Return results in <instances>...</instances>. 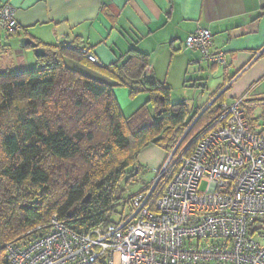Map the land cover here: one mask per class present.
Masks as SVG:
<instances>
[{
	"label": "trees",
	"instance_id": "1",
	"mask_svg": "<svg viewBox=\"0 0 264 264\" xmlns=\"http://www.w3.org/2000/svg\"><path fill=\"white\" fill-rule=\"evenodd\" d=\"M37 45L45 55L33 69L0 72V264L5 244L29 238L54 214L74 228L115 223L114 209L131 199L121 201L118 184L122 178L126 184L138 179L140 152L160 146L172 154L171 161L179 154L187 157L222 104L218 96L190 118L185 103L169 102V88L146 77L149 58L135 49L99 66L77 41L73 47ZM64 59L125 88L130 99L146 94L148 101L125 118L113 86L69 70ZM196 126L201 128L195 133ZM174 168L150 192L152 211ZM252 229L260 230L257 225Z\"/></svg>",
	"mask_w": 264,
	"mask_h": 264
},
{
	"label": "built area",
	"instance_id": "2",
	"mask_svg": "<svg viewBox=\"0 0 264 264\" xmlns=\"http://www.w3.org/2000/svg\"><path fill=\"white\" fill-rule=\"evenodd\" d=\"M14 12L0 3L2 40L18 29ZM184 47L226 67L206 29L196 28ZM87 59L96 63L91 53ZM246 106L243 98L222 103L192 153L173 161L171 154L119 221L83 229L54 214L29 238L5 244L4 264H264V235L252 232L254 225L264 226V133L251 132ZM173 167L152 211L149 194ZM200 183L207 184L205 191Z\"/></svg>",
	"mask_w": 264,
	"mask_h": 264
},
{
	"label": "crops",
	"instance_id": "3",
	"mask_svg": "<svg viewBox=\"0 0 264 264\" xmlns=\"http://www.w3.org/2000/svg\"><path fill=\"white\" fill-rule=\"evenodd\" d=\"M0 3H9L14 8L18 27L8 40L0 39V72H22L37 65L33 51L19 47L21 37H30L48 47L68 46L77 41L90 50L99 66L111 65L128 50L135 49L149 58L146 77L170 89L171 104H201L196 107L200 114L218 96L222 103L243 98L250 130L264 133V123L260 125L251 117L254 110L264 111V0H0ZM196 28L210 32L213 51L224 52L225 68L209 64L198 52L185 49V38ZM63 62L71 71L113 86V96L125 118L148 101L146 94L130 99L126 89H119L93 70L69 59ZM193 108L189 109L194 111ZM154 154L155 161L146 165L151 167L148 172L154 173L155 179L167 158L163 153ZM259 232L264 235V226Z\"/></svg>",
	"mask_w": 264,
	"mask_h": 264
},
{
	"label": "rangeland",
	"instance_id": "4",
	"mask_svg": "<svg viewBox=\"0 0 264 264\" xmlns=\"http://www.w3.org/2000/svg\"><path fill=\"white\" fill-rule=\"evenodd\" d=\"M0 71H1V68H0ZM119 89H123V88H119ZM188 107L189 108L194 107L193 109H195L194 111H191V113H192V115H190V118H191L193 116V113L196 112V110H197L196 107H201V104H195L194 105L191 102H189ZM251 117L253 118V120L256 123H259L260 125H262L264 123V111H262L260 109L254 110L252 112ZM200 128H201V126H196L195 127L196 130L194 129L195 133L198 132ZM154 152L163 153L164 156H166V158H167L166 161L170 158V155H171V154H167L164 151V149L160 146H150V147L143 149L140 152V154L138 156V160H137V162L139 163V166L141 167V173H140L138 179H136V181L132 184H126V180L124 178H122L118 184L119 189L122 193L121 194V201L122 202L129 201V199L133 198L135 195H137L139 193H143L145 191L144 189L147 187V185H149V183L154 179V173L148 172L149 171L148 169H150L151 167H147V165H146L147 162H149L150 160L155 161ZM145 166H146V169L144 168ZM206 186H207L206 183H200L199 187H198L199 191H205ZM128 210H129V207L127 204L125 206L116 207L114 209L113 214H112L114 222L119 221L121 215L125 216L127 214Z\"/></svg>",
	"mask_w": 264,
	"mask_h": 264
},
{
	"label": "water",
	"instance_id": "5",
	"mask_svg": "<svg viewBox=\"0 0 264 264\" xmlns=\"http://www.w3.org/2000/svg\"><path fill=\"white\" fill-rule=\"evenodd\" d=\"M18 44L20 48H30L36 58H41L45 55V50L38 47L37 43L34 42V40H32L30 37H21L18 40Z\"/></svg>",
	"mask_w": 264,
	"mask_h": 264
}]
</instances>
